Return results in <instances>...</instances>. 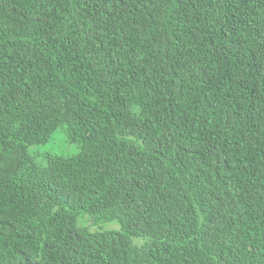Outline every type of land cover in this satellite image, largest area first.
<instances>
[{
    "label": "trees",
    "instance_id": "obj_1",
    "mask_svg": "<svg viewBox=\"0 0 264 264\" xmlns=\"http://www.w3.org/2000/svg\"><path fill=\"white\" fill-rule=\"evenodd\" d=\"M0 264H264V0H0Z\"/></svg>",
    "mask_w": 264,
    "mask_h": 264
},
{
    "label": "rangeland",
    "instance_id": "obj_2",
    "mask_svg": "<svg viewBox=\"0 0 264 264\" xmlns=\"http://www.w3.org/2000/svg\"><path fill=\"white\" fill-rule=\"evenodd\" d=\"M28 150L34 155L37 163L44 164L43 155L53 154V155H73L78 149L74 143L67 141L65 132L63 128H57L51 134L48 141L42 144H36L28 147ZM79 225L84 224V220L78 221Z\"/></svg>",
    "mask_w": 264,
    "mask_h": 264
}]
</instances>
